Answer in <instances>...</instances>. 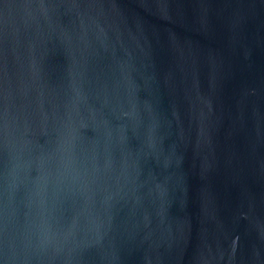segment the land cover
I'll use <instances>...</instances> for the list:
<instances>
[{
  "label": "water",
  "instance_id": "obj_1",
  "mask_svg": "<svg viewBox=\"0 0 264 264\" xmlns=\"http://www.w3.org/2000/svg\"><path fill=\"white\" fill-rule=\"evenodd\" d=\"M0 264H264V0H0Z\"/></svg>",
  "mask_w": 264,
  "mask_h": 264
}]
</instances>
